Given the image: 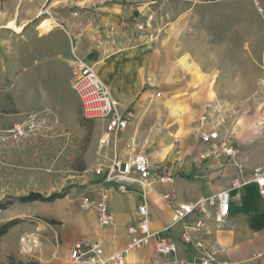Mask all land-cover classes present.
Segmentation results:
<instances>
[{"label": "rangeland", "instance_id": "374dc122", "mask_svg": "<svg viewBox=\"0 0 264 264\" xmlns=\"http://www.w3.org/2000/svg\"><path fill=\"white\" fill-rule=\"evenodd\" d=\"M46 1L0 0V200L12 201L0 208V225L13 223L0 237V264H42L43 242L61 246L75 230L94 165L114 155L113 144L100 146L104 122L85 116L72 88V44L111 89L121 83L120 107L134 113L119 137L127 154L154 158L168 145L172 151L193 133L204 101L238 104L260 82L254 65L264 23L250 0H193L189 9L164 0H64L41 14ZM116 3L125 11L113 9ZM123 50L139 64L132 74L107 69L108 59ZM31 113L39 122L34 133L3 138ZM31 191L64 197L17 199Z\"/></svg>", "mask_w": 264, "mask_h": 264}, {"label": "built area", "instance_id": "2783aa9c", "mask_svg": "<svg viewBox=\"0 0 264 264\" xmlns=\"http://www.w3.org/2000/svg\"><path fill=\"white\" fill-rule=\"evenodd\" d=\"M252 1L257 12L263 15L264 0ZM62 3L64 0H47V8L42 10L41 14L49 13L50 9ZM71 53L75 60L72 88L79 97L84 114L88 118L104 122V132L100 138L102 149L110 144L114 146V155L104 154L102 162L94 165L95 179L80 196L79 206L86 211H95L99 227L107 228L115 224V215L110 206L113 192L129 193L133 187L138 186L142 189L143 199L137 207L135 223L127 227L129 241L125 248L107 252L99 240L80 241L71 249L70 259L78 264H127L126 256L132 249L153 243L160 260L151 264H239L222 259L219 243L206 242L202 236L208 233L207 223L210 219L215 220L218 229L228 227L232 189L236 186L255 182L264 198V167L253 166L248 178L236 179L231 187L195 201L181 202L174 209L172 223L163 228V234L152 229L147 192L155 181L162 184L172 183L177 176L185 173L188 164L195 169L201 160L208 157L225 158L242 168L243 163L237 158V142L229 121L235 110L244 115L249 114L252 110L249 101H244L235 109L227 108L216 98L204 101L192 133L197 153L183 157L177 155L174 160L155 163L151 155L145 152L127 154L130 141L123 143L127 150L121 149L119 137L129 127L134 113L120 107L111 86L100 77L94 66L81 56L78 46L72 44ZM261 113V125L264 127V105ZM38 128L37 115L31 113L19 123L7 128L3 132V138H22L34 133ZM163 199L168 204L173 203L170 192L164 193ZM193 215H196V218L190 220ZM177 225L182 226L178 240L169 234L170 229ZM181 245L191 253V257L180 255Z\"/></svg>", "mask_w": 264, "mask_h": 264}, {"label": "crops", "instance_id": "0c3cea01", "mask_svg": "<svg viewBox=\"0 0 264 264\" xmlns=\"http://www.w3.org/2000/svg\"><path fill=\"white\" fill-rule=\"evenodd\" d=\"M164 1L178 3L185 9H189L193 2V0ZM204 1L206 0L202 2ZM210 1L216 0H209L205 3ZM250 3V9L257 13L252 0ZM116 6L118 7L113 9L125 11L124 4L116 3ZM256 18L257 21L264 23V14L258 15ZM128 56L124 50L117 57L111 56L107 62V69L113 73L122 69L123 73L132 74L139 64L136 65V59H132L133 55ZM255 60L257 63L254 65V69H257L255 72L258 73L257 78L260 82L251 92L248 91L242 96L250 94L251 97L245 98L238 104L216 98L227 108L235 109L247 100L251 105L252 110L249 114L244 115L235 110L229 121L232 134L237 142V158L243 163V167L240 168L225 158L208 157L201 160L195 169L188 164L185 173L177 176L172 183L162 184L157 181L152 183L147 192V202L152 217L153 230L165 233L163 228L172 223L174 209L181 202L195 201L231 187L236 179L248 178L253 166L264 167V127L261 125L263 120L261 109L264 105V47L258 55V60ZM119 84L121 83L114 81L112 89L113 95L116 97L114 98L118 102H122ZM132 86L133 83L124 85L128 90L132 89ZM128 94L125 95L123 104L127 105L131 102V97H128ZM195 144L196 141L189 133V136L180 140L179 145H175L172 151L169 150L170 146L168 145L164 148V153L155 155L152 159L155 163H160L161 160H174L177 155L183 157L196 154ZM137 188L139 187H133L129 193L115 191L111 194L110 206L115 215L114 226L99 227L95 211L82 210L74 216L75 230L65 235L61 246L57 247L53 242L42 243V254L38 260L42 264H78L70 259L69 252L80 241L99 240L107 252L125 248L129 241L127 227L135 223L136 210L143 199ZM166 192L172 194V204H168L163 199V194ZM194 218L196 215L191 216L190 220ZM229 221L228 227L218 229L215 220L210 219L207 223L208 233L202 238L206 242L217 241L219 243L222 249L220 253L222 259L239 264H264V198L255 182L242 184L232 189ZM181 231L182 226L177 225L170 229L169 234L178 240ZM180 255L186 258L192 256L183 245H181ZM159 260L160 256L155 252L153 243L146 247L132 249L126 256L127 264H151Z\"/></svg>", "mask_w": 264, "mask_h": 264}, {"label": "trees", "instance_id": "16d2710c", "mask_svg": "<svg viewBox=\"0 0 264 264\" xmlns=\"http://www.w3.org/2000/svg\"><path fill=\"white\" fill-rule=\"evenodd\" d=\"M62 197H64V193H52L50 195H44L43 193L38 191H31L28 194L17 196V199L22 203H27L32 201L53 202L56 199ZM11 203L12 201H8L4 203L0 200V208H6ZM12 225L13 223L10 221L0 225V237L6 234L8 230L12 227ZM7 264H40V263H36L35 261L24 263L22 261H15L12 259Z\"/></svg>", "mask_w": 264, "mask_h": 264}]
</instances>
